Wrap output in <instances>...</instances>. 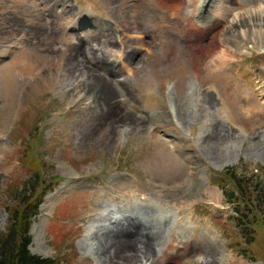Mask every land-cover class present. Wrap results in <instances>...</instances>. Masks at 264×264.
Here are the masks:
<instances>
[{
  "label": "rangeland",
  "instance_id": "obj_1",
  "mask_svg": "<svg viewBox=\"0 0 264 264\" xmlns=\"http://www.w3.org/2000/svg\"><path fill=\"white\" fill-rule=\"evenodd\" d=\"M44 1L0 0V49L17 44L12 53L7 52L0 59V233L8 223L7 208L13 205L12 192L24 187L37 172L42 176V185L54 189L43 197L37 216L31 219L28 250L32 255L56 259L61 264H94L82 254V239L88 223L104 208L126 206L120 210L130 211L138 206L137 201L152 198L160 204L191 208V222L201 226L208 221L217 231V240L221 239L224 248L234 254L239 263L264 264V162L260 159L246 161L240 155L234 165L220 170L207 169L203 160L189 151L188 147L195 140L193 136H187L181 129L179 135L183 138L176 141L164 136L163 131L152 130V127L149 131L150 122L145 117L148 107L152 106L161 127L175 132L166 109L172 104L169 91L172 88L171 96L182 106L189 84L198 74L201 81L196 95H201L200 100L207 99L205 104L202 102V111L210 113L211 118V140L208 138L210 142H206L204 158L208 161L205 154L208 151L218 156L220 144L225 140L223 134L242 130L249 135L264 128V95L260 97L254 90L259 85L264 89V54L256 47L242 53L221 51L223 48L217 42L208 39H200L201 45L184 39L200 55L187 51L184 40L176 37L175 30L181 26L200 32L197 25L187 23L190 15L184 0H178L181 4L175 7L157 0H63L70 2L73 9L93 16L91 18L114 25L112 29L117 38L112 46L106 44L104 52L99 47L98 54L105 57L103 61L112 66L119 59L115 52L119 50L123 57L133 56L131 67L138 63L130 76H126L125 69L114 75L108 73L109 67L104 64L97 67L96 63L87 62L83 51L78 50L82 56L76 59L79 61L75 63L73 78L77 79L80 72L95 78L97 69L101 70L100 74L110 79L108 83L111 81L112 88L114 85L116 98L111 96L110 99L116 105L107 106L108 122L98 124L97 116L94 118L87 112L85 118L80 114L66 122L74 115L66 107L68 95L61 97L49 86L53 84L57 65L64 66L62 62L72 57L73 51L68 48L79 44L81 38L76 35L70 41L66 31L75 33L78 29L71 27L69 16H63L54 24L52 18L56 14L50 17L47 0ZM57 2L55 10H59L62 0ZM148 4L161 10L160 18H173L176 29L168 30L164 27L168 24L161 26L168 36L150 37L144 33L145 27L152 28L156 24L154 16L148 12ZM216 25L211 28L213 38L224 28L221 21ZM78 32L80 34V30ZM116 39L120 42L116 43ZM136 41L142 44L143 50L133 49ZM91 43L100 46L96 39L82 46H88L90 51ZM224 52L227 61L233 58L231 67L220 66L215 70L208 67L207 63L213 59L220 64ZM218 53L221 55L217 56ZM87 90L85 98L94 99L92 109L98 107L96 90ZM147 90H151L157 104L148 98ZM207 90L213 92L204 94ZM119 92L124 95L126 104L120 103ZM127 105L137 107L132 110ZM126 114L136 116L135 124L141 126L134 130L130 121L120 126L118 118H125ZM227 116L230 122L223 121ZM120 128L128 129V135H123ZM198 129L197 123L191 124L190 131L195 137ZM5 146L10 150L3 154ZM233 174L246 180L245 194L238 192L231 179ZM203 181L220 190L219 201L204 191ZM64 186L66 191L61 190ZM48 200V207L42 210ZM247 203L252 211L247 212ZM141 210L147 215L149 207H141ZM240 213H246L247 219L238 226L236 218ZM164 224L167 225L166 220L161 226ZM178 226L179 239L189 242L181 244L188 246L186 251L180 244L176 249L169 245L166 252L159 250L157 257L156 246L149 243V252L158 264H192L200 256L211 255L207 241L201 239L198 230L188 231L184 226L181 230ZM148 228L146 231L150 234Z\"/></svg>",
  "mask_w": 264,
  "mask_h": 264
},
{
  "label": "bare ground",
  "instance_id": "obj_2",
  "mask_svg": "<svg viewBox=\"0 0 264 264\" xmlns=\"http://www.w3.org/2000/svg\"><path fill=\"white\" fill-rule=\"evenodd\" d=\"M41 1L43 2L44 0ZM157 2L160 4H173L171 6L174 7L181 4L178 0H157ZM55 4H58L57 0H47L46 10L48 11L50 9V17L52 13L56 14V16L52 18L53 23L55 24L58 22L63 16H69V23H71V27H75L78 31L80 30V34L78 31L71 33L67 30L66 35L69 36L70 41H73V39H75L74 37L77 35L81 38V42L73 46V48H68L73 51L72 57L64 60L65 63L62 62L64 66L57 65L54 70L55 74H53L54 76L52 77L54 79V81L52 80L53 84L49 87L51 90L56 89L61 97L68 95L69 100L66 107L68 110H71L74 115L72 118L70 117L69 120H66V122H71L72 119L77 118L80 114H83L80 116L85 118L86 114L84 113L86 112L91 114L94 118L97 116L98 124L103 123L105 120L108 122L109 111L107 113V106L110 108L116 105L113 104L110 99L111 96H113V98L115 96L116 98L114 85L112 88L111 81L108 83V80L110 79L108 78V80H106L107 78L100 74L101 70L99 69H97V72L95 71L97 73L95 78L89 77L88 75H84L80 72L79 77L74 79L72 73L76 71L75 63L79 61L76 59H80L83 55L87 62L92 61L93 63H96L97 67L101 66V64H104L106 67L108 66V73H112L114 75L125 69L127 71L126 76L128 77L131 74L130 72L137 67L135 65L138 64L133 62L135 65H132L131 67L133 57L131 55H134L133 49L137 52L143 50L142 44L140 42L139 44L137 41L134 43V48H131L132 53L131 55H128L131 57H126L127 54L123 57V53L121 51H115L119 59L116 60L117 63H113L112 66H109L105 61H103L105 57H100V53L98 54V51L101 49L103 51L106 44H110L109 46H112V42L116 37L115 32L112 29L114 28V25L108 26V24L100 22L98 18L95 19L91 17L84 21V19L87 18L86 15L82 10L78 11L77 9H73V5L70 2H63L62 0V4L60 3L59 5V10H55ZM183 4L187 5L186 11L187 14L190 15L187 23L192 22L197 25L196 27H199L198 30L200 33L195 30L196 28H184L186 30L184 31V29L180 26L176 29L177 26H175V23L173 24V18L166 20L164 18H160L161 16L159 11L161 10L159 8L151 7V4L147 5V9L149 10V14L154 16V23L156 24L152 28L145 27L144 33L146 35H150V37L161 35L168 36L161 30V26L163 24H168L169 26L165 25L164 27H168V30L176 29L175 35L180 40H194L197 45H201L202 42H199L200 39H208L217 42L216 44L223 48L221 51L229 50L242 53L248 48L256 47L260 53L264 54V0H184ZM162 6L165 8L168 5ZM192 6L195 8L193 9ZM217 21H221L224 24V28L213 38L212 35L214 34H212L211 28L217 26ZM77 32L78 34H76ZM172 33L174 32L172 31ZM207 33H209V35H206ZM92 39L99 41L100 46L95 43L92 45V42L90 45L91 47L89 46L90 51L94 50L95 52L90 53V51L87 50L88 46L83 47L82 45L84 43H90V40ZM117 40L118 39H116L115 42L119 43L120 40ZM184 42L187 51L192 52L193 55H200V52L193 51L195 48L192 49V45L188 44L185 40ZM16 45L17 44L13 43L8 47L0 49V59H2V56H4L7 52L12 53V50ZM78 50L83 51V54H79ZM210 53L211 51L208 50L207 55ZM220 55L218 53L217 56ZM225 57L226 54L224 52L223 57H221L222 61L219 62L220 64L217 65V60L213 59L207 63L208 67H214V70L220 68V66L226 67L227 65V68L231 67L230 62L233 58H230L227 61ZM73 58H75V60ZM199 80L201 81V78L198 79V74H195L194 81L193 83L190 82V87L186 93V97L181 102L182 106L174 100V95L171 96L172 88L169 91L172 104L168 107L166 106V109L168 117H170V121L174 123L175 132L171 130L168 131L167 128L161 127L158 123V121L160 122L159 116L154 111L152 106L148 107L149 110L147 109L145 116L147 121L150 122L149 125L147 124V129L150 131V128L152 127V130L163 131L164 136H171L176 139V141H179V138H183L179 135V130H184L187 136H193L195 139L193 144L188 147L190 149L189 151H191V153L194 151L196 155L203 160L205 165L204 167L207 169L212 167L220 170L225 166L234 165L238 162L240 155L244 157L246 161H255L260 159L264 162V128L260 129L259 132H252L249 135L245 134L242 130H236V132L231 133V135L229 134L225 136L223 134V139L225 140L222 144H220V151H217L218 156L217 154L215 155L211 151H208L205 154L210 160L208 159L207 161L204 158V150L207 149L205 146L207 145L206 142H210L211 140V128L209 126L211 124V118L209 117L210 113L205 110L202 111L207 99L203 98L200 100L201 95H196V93H198ZM90 84H93L92 87H89ZM70 87L71 90L67 91L66 88L69 89ZM87 89L96 90L98 107L92 109L91 105L94 102V99L90 98L88 100L85 98L86 93H88ZM254 90L257 91L260 97H263V85L256 86ZM208 92H213V90H207L203 93L205 94ZM147 93L148 98L157 104L155 99L151 97V90H147ZM123 96L124 95L122 93H118L120 103L126 104L122 98ZM202 102H204V104ZM127 106L130 107V109L137 107L136 105ZM199 106H201V108H199ZM95 113H98L99 115H96ZM100 114L102 115L100 116ZM126 115L127 117L125 118H118L117 122L121 123L120 126L125 125V122L129 121V124L134 125L132 126L134 130L141 126L135 124L136 116L131 117L132 115L130 114ZM223 121L230 122L229 116L225 119L223 117ZM195 123H197L199 127L196 137L190 131L191 124ZM120 132L123 133V135H128L129 130L120 128ZM123 135L121 136V139H123ZM243 144L245 146L244 149ZM2 150L3 154H5L10 149L5 146L2 147ZM213 154L214 156H212ZM203 183L204 186L206 185L204 187V191L219 201L222 196L220 190H218L217 187L207 185V182L203 181ZM61 190L66 191V187L64 186ZM141 201H137L138 206L134 204L136 208L130 211L123 212L120 210L126 206L120 208L109 207L101 210L98 216L94 220L90 221L84 230L82 239L84 241V248L82 251L83 256L92 260L94 264H158L155 261L153 253L150 254L149 252L151 248L149 243L154 247L156 246L155 249L158 253L157 257L158 255L160 256L159 250L163 249L162 253H164L167 251L166 249L169 245H173V248L175 249L176 247L180 248L179 244L188 245L189 242L181 240L177 236L176 229L178 230L177 226L181 223L179 225L182 227L181 230H183V226L188 229V231L198 230L199 236L201 239H205L207 241V246L210 247L212 252L211 255H204V257L200 256L201 258H196L192 264H244L239 263V259L224 248V245L221 243V239L217 240V231L211 227V224L208 221H204L201 226L191 222V208H177L169 204H160L152 198ZM48 202L49 200L47 203L42 205V210H45V208L48 207ZM141 207H149L147 215H145V213L143 214ZM185 211L188 212L185 213ZM163 220L167 221L166 226L165 224L161 226V222ZM147 226L149 227L148 231L150 234L146 231ZM160 228H162V230ZM186 229L184 230L186 231ZM160 231H162L161 234H159ZM173 238L176 239L173 240ZM184 245L181 246L185 249L184 251H186L188 246L184 247Z\"/></svg>",
  "mask_w": 264,
  "mask_h": 264
},
{
  "label": "trees",
  "instance_id": "obj_3",
  "mask_svg": "<svg viewBox=\"0 0 264 264\" xmlns=\"http://www.w3.org/2000/svg\"><path fill=\"white\" fill-rule=\"evenodd\" d=\"M41 177V174L34 172L24 187L12 192L10 200L13 205L7 208L8 223L5 231L0 233V264H61L56 259H43L32 255L28 250V246L31 243L29 235L31 219L37 216L38 207L43 197L54 189L43 186ZM231 179L238 192L241 195L245 194V191L248 190L246 180L244 178H236L234 174ZM233 196L234 194H230V197ZM246 207L247 212L249 210L252 211V208L248 207V203ZM236 219L238 226L244 224L247 219L246 213H240ZM248 243H251V239L248 240Z\"/></svg>",
  "mask_w": 264,
  "mask_h": 264
}]
</instances>
